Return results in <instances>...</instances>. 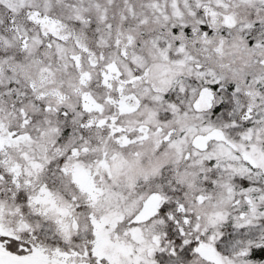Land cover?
<instances>
[{
  "label": "snow or ice",
  "instance_id": "1",
  "mask_svg": "<svg viewBox=\"0 0 264 264\" xmlns=\"http://www.w3.org/2000/svg\"><path fill=\"white\" fill-rule=\"evenodd\" d=\"M0 264H264V0H0Z\"/></svg>",
  "mask_w": 264,
  "mask_h": 264
}]
</instances>
